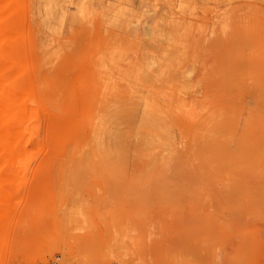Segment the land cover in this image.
I'll list each match as a JSON object with an SVG mask.
<instances>
[{
    "label": "rangeland",
    "instance_id": "1",
    "mask_svg": "<svg viewBox=\"0 0 264 264\" xmlns=\"http://www.w3.org/2000/svg\"><path fill=\"white\" fill-rule=\"evenodd\" d=\"M0 8V264H264V0Z\"/></svg>",
    "mask_w": 264,
    "mask_h": 264
},
{
    "label": "bare ground",
    "instance_id": "2",
    "mask_svg": "<svg viewBox=\"0 0 264 264\" xmlns=\"http://www.w3.org/2000/svg\"><path fill=\"white\" fill-rule=\"evenodd\" d=\"M7 6H8V5H7ZM25 6H26V5H25ZM2 7H3V6H2ZM0 9H1V8H0ZM4 9H5V8H4ZM1 14H2V13H1ZM5 15H8V13L6 14V12H5ZM5 15H4L3 17H5ZM8 17H9V16H8ZM5 18H6V17H5ZM2 22H3V21H2ZM7 22H8V21H7ZM2 24H3V23H2ZM147 24H148V23H147ZM147 24H146V25H147ZM3 25H4V24H3ZM146 25H145V27H144L143 30H145V33H146V34H149V35H150V32H153V29H152V28L150 29V28H149L148 26H146ZM23 26H24V25H23ZM3 30H4V29H3ZM8 30H9V29H8ZM11 30H12V29H11ZM155 31H156V29H155ZM21 32H22V31H21ZM159 32H160V30H159ZM159 32H158V33H159ZM6 33H7V32H6ZM153 33H154V32H153ZM158 33H157V34H158ZM18 34H19V33H18ZM155 34H156V33H155ZM10 35H11V34H10ZM12 35H13V34H12ZM149 35H148V36H149ZM161 35H162V34H161ZM148 36H147L146 38H148ZM157 36H158V35H157ZM152 37H154V36H152ZM6 38H7V36H6ZM2 39H3V38H2ZM7 39H9V38H7ZM149 39H150V38H149ZM3 40H4V39H3ZM3 40H2V41H3ZM9 40H10V39H9ZM25 43H26V42H25ZM25 46H26V45H25ZM15 51H16V50H15ZM23 52H24V50H23ZM27 57H28V56H27ZM151 58H152V57H151ZM11 60H12V59H11ZM18 60H19V58H18ZM18 60H16V61H18ZM150 60H151V62L153 61L152 59H150ZM146 61H147V60H146ZM1 62H2V61H1ZM10 63H11V62H10ZM148 64H149V63H148ZM154 64H155V62H154ZM1 66H2V65H1ZM149 66H150V65H149ZM149 66H148V68H149ZM193 66H194V65H193ZM138 67H139V66H138ZM190 67H191V66H190ZM5 68H6V67H5ZM151 68H152V67H151ZM145 69H146V68H145ZM187 69H188V68H187ZM193 69H194V68H193ZM1 70H2V69H1ZM6 70H7V68H6ZM147 70H148V69H147ZM9 71H11V70H9ZM3 72H4V71H3ZM186 72H187V70H186ZM188 72H189V71H188ZM0 73H1V72H0ZM193 73H194V72H193ZM183 74H184V73H183ZM12 77H14V76H12ZM183 79L185 80V79H187V77H186V78L183 77ZM7 80H8V79H7ZM4 81H5V80H4ZM1 82H2V81H1ZM16 83H17V82H16ZM4 84H5V83H4ZM4 84L1 83L0 85L2 86L1 89H2V91L4 92V94H2V97H3V104L6 103V105H7L8 102H12V101H9V100H11V98H10V99H9V98L7 99V97H8L9 95H8V93L6 92L5 87L3 86ZM6 84H7V83H6ZM9 84H10V83H9ZM7 88H8V87H7ZM4 90H5V91H4ZM8 91H9V90H8ZM131 91H132V90H130V92H131ZM3 92H2V93H3ZM132 95H133V93H132ZM13 99H14V98H13ZM1 100H2V99H1ZM7 100H8V102H6ZM22 100H23V99H22ZM34 101H35V100H34ZM34 101H33V102H34ZM13 103H14V102H12V104H13ZM15 103H16V102H15ZM12 104H11V103H10V104L8 103L9 106L12 105ZM17 105H18V104H17ZM105 106H106V105H105ZM12 107H13L14 109L16 108V106H13V105H12ZM12 107H11V106L9 107V108H10V111H12ZM18 108H19V107H18ZM29 108H30V107H29ZM33 108H34V107H33ZM39 109L42 110V108H39ZM19 110H21V109H19ZM33 112H34V109H33ZM42 112H43V111H42ZM12 113H13V112H12ZM0 115H1V113H0ZM31 117H32V116H31ZM11 119H12V118H11ZM91 121H92V120H91ZM34 129H35V128H34ZM18 130H19V129H18ZM16 131H17V130H16ZM16 131H13V132H16ZM17 132H18V131H17ZM4 135H7V133L4 132ZM22 139H23V138H22ZM116 184H117V183H116ZM109 186H110V185H109ZM118 188H119V187H118ZM129 188H130V187H129ZM120 189H121V188H120ZM125 190H126V189H125ZM127 190H128V188H127ZM129 190H130V189H129ZM115 192H116V191H115ZM128 192H129V191H128ZM153 225H154V224H153ZM153 225H152V226H153ZM154 227H156V225H154ZM159 229H160V228H159ZM117 231H118V230H117ZM118 232H119V231H118ZM119 234H120V233H119ZM115 235H116V234H115ZM158 235H159V234H158ZM113 236H114V235H113ZM113 238H115V240H116V237H113ZM120 240H121V239L119 238V241H118V242H121ZM113 242H114V241L112 240V243H113ZM115 243H117V242H115ZM113 244H114V243H113ZM122 244H123V243L121 242L120 245H122ZM114 245H115V244H114ZM118 245H119V244H118ZM109 247H110V246H109ZM111 247H113V246H111ZM114 248H115V246H114ZM116 249H118V247L115 248L114 250H116ZM119 249H120V248H119ZM111 251H113L112 248H111ZM117 251H118V250H117ZM117 251H116V252H117ZM109 254H110V253H109ZM122 255H123V254H122ZM216 256H217V255H216ZM117 257H119V256L117 255L115 258L118 259ZM120 257L122 258L123 256L120 255ZM121 258H120V259H121ZM123 258H124V257H123ZM120 259H118V260H120ZM124 260H125V258H124ZM217 260H218V259H217ZM116 261H117V260H116ZM117 262H118V261H117ZM122 262H123V264L125 263L124 261H122ZM118 263H119V262H118ZM114 264H117V263L114 262Z\"/></svg>",
    "mask_w": 264,
    "mask_h": 264
},
{
    "label": "built area",
    "instance_id": "3",
    "mask_svg": "<svg viewBox=\"0 0 264 264\" xmlns=\"http://www.w3.org/2000/svg\"><path fill=\"white\" fill-rule=\"evenodd\" d=\"M52 264H54V263H52Z\"/></svg>",
    "mask_w": 264,
    "mask_h": 264
}]
</instances>
